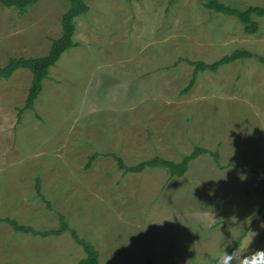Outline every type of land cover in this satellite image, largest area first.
<instances>
[{
  "label": "rangeland",
  "instance_id": "rangeland-1",
  "mask_svg": "<svg viewBox=\"0 0 264 264\" xmlns=\"http://www.w3.org/2000/svg\"><path fill=\"white\" fill-rule=\"evenodd\" d=\"M221 1L264 8V0ZM87 3L89 13L76 20L77 47L50 69L20 121L32 73L21 68L0 79V218L45 231L58 228L62 214L101 264H215L224 251L264 249V63L201 72L184 95L193 67L175 65L212 63L238 49L264 58V17L255 16L260 30L247 34L204 0ZM68 6L39 0L21 14L0 5V67L47 54ZM195 145L218 151L219 165L206 153L171 179L164 168L125 173L110 155L128 165L156 155L178 162ZM37 177L52 209L36 191ZM84 257L69 232L44 238L0 223V264Z\"/></svg>",
  "mask_w": 264,
  "mask_h": 264
},
{
  "label": "trees",
  "instance_id": "trees-1",
  "mask_svg": "<svg viewBox=\"0 0 264 264\" xmlns=\"http://www.w3.org/2000/svg\"><path fill=\"white\" fill-rule=\"evenodd\" d=\"M127 1L132 2L134 0ZM176 1L181 0H169L170 3ZM38 2L39 0H0V5L7 8H14L19 13L24 14L30 8L37 5ZM68 2L69 6L61 18V35L52 41L47 54L40 57H11L5 66L0 67V79H9L15 71L21 68L27 69L32 73V80L26 103L22 108L19 109L18 121L21 120L22 115L26 110L34 109L35 102L40 93L43 91L44 81L50 77V69L56 65V63L66 51L77 47L78 45L74 39L77 27L76 20L78 17L89 13L91 7L87 3V0H68ZM204 7L217 14H223L227 17H235L243 24L244 30L247 34H257L260 30V24L259 21L255 19V16L264 17V8L259 6H248L246 9H239L230 5H226L221 0H204ZM252 58H257L262 63H264V58L257 56L252 51L247 49L235 50L231 54H227L212 63H207L203 60L194 61L186 58H179L175 62V65L185 61L193 67L191 80L189 84L181 91V95L188 93L192 89V87L197 82L198 75L201 72L211 71L216 73L220 67L224 65L231 64L238 60ZM206 153H209L213 157L214 161L219 165L220 153L199 145H195L193 151L190 154L185 155L182 160L178 162L166 159L160 155H156L139 163L128 165L119 155H110L116 159L118 167L125 173L138 174L142 173L147 168H164L169 173L170 178L173 179L183 177L188 172L191 163ZM98 155L99 154L95 153L89 157V161L86 165L87 168L91 166ZM243 164L247 166L246 163ZM35 183L37 193L41 196L42 200L46 202L47 207L52 209V203L47 200L42 191L40 177L36 178ZM261 211H264V205L260 212ZM59 217L60 226L56 229L45 231H40L32 226L20 224L17 220L12 218H0V223L6 222L10 224L17 232L31 233L34 236H41L44 238L52 236L58 237L66 232H69L76 243L80 245L86 253V257L80 259L75 264H101L100 252L97 250V248L88 240L80 237L78 232L71 228L64 215L60 214ZM149 264H153V262L150 260Z\"/></svg>",
  "mask_w": 264,
  "mask_h": 264
},
{
  "label": "clouds",
  "instance_id": "clouds-1",
  "mask_svg": "<svg viewBox=\"0 0 264 264\" xmlns=\"http://www.w3.org/2000/svg\"><path fill=\"white\" fill-rule=\"evenodd\" d=\"M241 176V179L244 177ZM251 240V236L244 238V243L247 244ZM235 257L238 260V264H264V249L253 251L250 255H242L237 257L236 252L228 254L225 251L221 255L214 256L215 264H229V261ZM242 257V258H241Z\"/></svg>",
  "mask_w": 264,
  "mask_h": 264
}]
</instances>
